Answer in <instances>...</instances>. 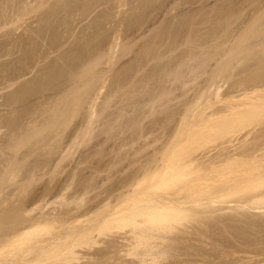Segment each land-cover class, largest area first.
Returning a JSON list of instances; mask_svg holds the SVG:
<instances>
[{
	"label": "rangeland",
	"instance_id": "rangeland-1",
	"mask_svg": "<svg viewBox=\"0 0 264 264\" xmlns=\"http://www.w3.org/2000/svg\"><path fill=\"white\" fill-rule=\"evenodd\" d=\"M263 57L264 0H0V259L96 224L34 264H264ZM179 194L134 245L102 219Z\"/></svg>",
	"mask_w": 264,
	"mask_h": 264
},
{
	"label": "bare ground",
	"instance_id": "bare-ground-1",
	"mask_svg": "<svg viewBox=\"0 0 264 264\" xmlns=\"http://www.w3.org/2000/svg\"><path fill=\"white\" fill-rule=\"evenodd\" d=\"M224 11V10H223ZM230 11V10H229ZM221 14V13H220ZM227 15V14H226ZM233 15V14H232ZM225 16V15H224ZM215 17V16H214ZM227 17V16H226ZM229 18V17H228ZM225 19V18H224ZM224 19L222 20V21H224ZM228 20V19H227ZM213 22V21H212ZM225 22V21H224ZM215 25V24H214ZM219 25V24H218ZM252 28V27H251ZM246 33V32H245ZM212 36H213V34H211ZM244 35V34H243ZM242 35V36H243ZM240 40V39H239ZM214 41V40H213ZM216 41V40H215ZM238 43V42H237ZM243 43V42H242ZM215 45V44H214ZM220 45V44H219ZM219 45H217V46H219ZM236 46V45H235ZM237 47V46H236ZM239 47H240V45H239ZM215 48V47H214ZM236 49V48H235ZM236 51V50H235ZM217 52V51H216ZM221 53V52H220ZM207 54V53H206ZM205 54V51H204V55H206ZM234 54H237V53H234ZM201 55V54H200ZM215 55V54H214ZM217 56V55H216ZM207 58H208V56H207ZM211 58V57H210ZM207 63V62H206ZM205 63V64H206ZM262 63H264V57H263V62ZM204 64V63H203ZM224 64V63H223ZM192 65V64H191ZM224 65H226V64H224ZM204 66V65H203ZM12 67V66H11ZM164 67V66H163ZM162 67V68H163ZM201 67H202V65H201ZM222 68H223V66H222ZM198 69H200V68H198ZM18 70V69H17ZM179 70V69H178ZM177 70V71H178ZM165 71V70H164ZM173 71V70H172ZM176 71V70H175ZM9 72V71H8ZM13 72V71H12ZM170 72V71H169ZM220 72V71H219ZM25 73V72H24ZM177 73V72H176ZM216 73V72H215ZM164 74V73H163ZM173 74V73H172ZM149 75V74H148ZM167 75H169V74H167ZM182 75V74H181ZM215 75V74H214ZM212 76V75H211ZM20 77V76H19ZM175 77V76H174ZM177 77V76H176ZM52 78V77H51ZM157 78V77H156ZM8 79V78H7ZM13 79V78H12ZM153 79V78H152ZM164 79V78H163ZM181 79V78H180ZM156 81V80H155ZM154 81V82H155ZM183 81V80H182ZM211 83H213V81L211 82ZM215 83H216V81H215ZM157 87V86H156ZM160 87V86H159ZM167 87V86H166ZM258 88H260V87H258ZM166 89V88H165ZM255 89H256V87H255ZM254 89V90H255ZM24 90V89H23ZM170 90V89H169ZM260 90V89H259ZM204 91V90H203ZM165 92H167V91H165ZM12 93V92H11ZM13 93H15V92H13ZM12 93V94H13ZM154 94V93H153ZM152 94V95H153ZM200 94V93H199ZM202 94V93H201ZM22 95H23V93H22ZM167 95V94H166ZM262 96V95H261ZM14 97H15V95H14ZM14 97H13V101H14ZM23 97V96H22ZM260 97V96H259ZM258 97V98H259ZM8 98V97H7ZM200 98V97H199ZM261 99L263 98V97H260ZM10 99V98H9ZM96 99H98V98H96ZM257 99V98H256ZM264 99V98H263ZM8 100V99H7ZM28 100V99H27ZM154 100V99H153ZM24 101V100H23ZM142 101V100H141ZM156 101V100H155ZM194 102V101H193ZM15 103V102H14ZM195 103V102H194ZM193 103V104H194ZM254 105V104H253ZM95 106V105H94ZM189 107H190V105H189ZM235 107V106H234ZM15 108V107H14ZM96 109V108H95ZM233 109V108H232ZM22 110V109H21ZM235 110V109H234ZM91 111V110H90ZM93 111V110H92ZM22 112V111H21ZM14 114V113H13ZM22 114H23V112H22ZM16 115V114H15ZM24 117V116H23ZM7 118V117H6ZM15 118H17V117H15ZM2 120V119H1ZM10 120V119H9ZM6 121V120H5ZM8 121V120H7ZM7 121L5 122V123H7ZM14 121V120H13ZM9 122V121H8ZM17 122L18 121H16L15 123L17 124ZM2 123V122H1ZM8 124H10V123H8ZM7 124V125H8ZM6 125V126H7ZM38 128H39V126H38ZM22 130V129H21ZM20 131V130H19ZM0 132H2V131H0ZM24 134V133H23ZM11 136V135H10ZM20 137V136H19ZM17 140H19V139H17ZM8 145V144H7ZM182 158V157H181ZM179 159V158H178ZM191 165V164H190ZM190 165H188V166H190ZM151 167V166H150ZM164 167V166H163ZM171 167V166H170ZM174 167V166H173ZM186 167H187V165H186ZM178 168V167H177ZM176 169V168H175ZM215 169H216V167H215ZM221 169V168H220ZM97 170V169H96ZM182 170V169H181ZM142 172V171H141ZM198 178V177H197ZM194 179V178H193ZM192 181V180H191ZM197 183V182H196ZM200 184V183H199ZM207 184V183H206ZM61 185V184H60ZM195 186V184H191V187H189L190 188V191L191 192H193V191H195L196 189H197V187H196V189L194 190V188H192V187H194ZM70 187V186H69ZM64 188V187H63ZM189 188H188V190H189ZM192 188V189H191ZM200 188V187H199ZM198 188V189H199ZM26 189V188H25ZM68 190V189H67ZM24 191V190H23ZM197 191H199V190H197ZM48 192V191H47ZM188 191H186V193H187ZM190 192V193H191ZM62 194L64 193V190H63V192H61ZM193 193H196V191L195 192H193ZM192 193V194H193ZM198 193V192H197ZM260 193H262V192H260ZM178 194V193H177ZM176 194V195H177ZM188 195H189V193H187ZM65 195V194H64ZM131 195V194H130ZM69 196V195H68ZM164 196V195H163ZM259 196V195H258ZM257 195L255 196V197H258ZM160 196H158V198H152V197H146L145 198V201L144 202H146V201H148V203H149V201L151 202L150 204H149V206H147L148 208L145 210V208H143L142 206H143V204H142V206H140L139 204V208H138V206H137V208L136 207H134V206H131L132 204H125V202L127 203V201H129V199L130 198H128V199H123L122 198V200L121 201H115V202H117V203H113L114 204V207H113V209L111 210V212L110 213H108V214H106L105 215V217L104 218H102V219H104V221H106L107 219H109V218H111V217H116L117 219L118 218H124V216L125 217H134L135 219H134V224H135V226H134V228L133 229H130V231L129 232H127V233H125V234H122L121 233V235H120V237H121V239H119V242H120V244H122V245H128V244H130V245H134V241H137V240H140V241H142V238L146 235H148L147 234V232L149 233V231H148V229L150 230V228H152L153 226H155L154 227V229L153 230H156V229H158V228H161L162 227V225H160L161 224V222H157V219L158 218H160L161 217V215H162V219L163 218H165L166 216H168V214H169V212L170 211H172L171 213H173V212H176V213H178V211H180V212H184L185 210H187L188 208H189V206H188V204H187V198H189V196H187L186 194L185 195H181V194H179V196H171V197H169V196H166V197H161V198H159ZM260 197H263V196H260ZM126 198H127V196H126ZM120 199H121V197H120ZM144 199V198H143ZM142 199V200H143ZM260 199V198H259ZM133 200V199H132ZM141 199H140V201H142ZM255 200H257V199H255ZM52 201V200H51ZM135 201V200H134ZM134 201H132V202H134ZM139 201V200H138ZM248 201V200H247ZM254 201V200H253ZM135 204V203H134ZM133 204V205H134ZM144 206H145V204H144ZM90 210V208L88 209V211ZM87 211V212H88ZM110 211V210H109ZM186 212V211H185ZM45 215H47V214H45ZM139 215H141V217L143 216V218H144V216H145V218L144 219H137L136 218V216H139ZM10 217V216H9ZM42 217V216H41ZM39 217L40 219H42V218H44L45 219V216L44 217ZM38 218V217H37ZM33 219L34 221H35V223L36 224H33L32 223V225H30V226H27L26 225V227L24 226V228L21 230L20 229V231L18 232V233H16L15 234V236L16 235H20V237H21V235L23 236L24 234H29L30 232L32 233V231H34L35 229L36 230H38L39 228H41L42 226H43V222L45 221V220H47V219H45V220H43V222H42V220H39V218L38 219ZM116 218H114V219H116ZM131 218V219H132ZM157 218V219H156ZM22 219V218H21ZM112 219V218H111ZM38 220V221H37ZM160 220V219H159ZM8 221V220H7ZM12 221V220H11ZM40 221V222H39ZM133 221V220H132ZM42 222V223H41ZM107 222H108V220H107ZM106 222V223H107ZM115 222V221H114ZM22 223V222H21ZM10 224V223H9ZM46 224V223H45ZM99 224H100V222H99ZM103 224V223H102ZM101 224V225H102ZM100 225V226H101ZM165 225V224H164ZM83 226V225H82ZM97 226H99V225H97ZM99 226V227H100ZM11 227V226H10ZM13 227V226H12ZM95 227H96V224H95ZM95 227H93V225L92 226H83V227H79V228H77V229H71V231H68V233L67 234H64V232L63 233H60L59 235H56L55 237H52V238H50V239H44V240H39V242L41 243V245H42V247L39 245H37L38 246V250H40L38 253H41L40 255L38 254V257H35L34 255L31 257V258H29V257H27V256H22V257H17L16 255H15V257H14V255H12L13 257H11V256H9V258L7 257V258H1L0 259V264H34L35 262H38L39 260H42V253H44L45 254V252H47V251H50V250H52V251H54L55 249H57V248H61V253H63V254H61V255H66V253L68 252V254L70 255H74L75 257H77V259H80V260H82V255L84 256V258L83 259H86L85 258V253L83 252V254L81 255V253L82 252H80L79 250L80 249H78V248H76L78 245L80 246V244L77 242V239L80 237V236H82V237H86V236H88V240H89V238L91 237V238H94L93 240L95 241L96 239L98 240V238H99V240H100V237H96V236H98L97 234H98V232L100 233V230H99V228H97V231L95 232ZM165 227V226H164ZM164 227H162V228H164ZM168 226H166V228H167ZM174 227V226H173ZM38 228V229H37ZM95 228V229H94ZM170 228V227H169ZM10 229V228H9ZM172 229V228H171ZM156 233V232H155ZM161 234V233H160ZM4 235V234H3ZM73 235V236H72ZM144 235V236H143ZM154 235V234H153ZM157 235V234H156ZM155 235V236H156ZM162 235V234H161ZM8 236V238H10L11 236H9V235H7ZM15 236H14V238H15ZM73 237L72 238V240H71V242L67 239V238H70V237ZM141 236H143V237H141ZM145 236V237H146ZM160 235H158V237H159ZM165 236V235H164ZM163 236V237H164ZM5 237V236H4ZM141 239H140V238ZM65 238V239H64ZM76 240H75V239ZM119 238V237H118ZM160 238V237H159ZM165 238V237H164ZM6 239V238H5ZM4 239V240H5ZM150 239V238H149ZM64 240H68V241H64ZM75 240V241H74ZM96 240V241H97ZM98 240V241H99ZM144 240V239H143ZM152 240V239H151ZM160 240V239H159ZM95 241V242H96ZM149 241V240H148ZM158 241V240H157ZM162 241V240H161ZM164 241V240H163ZM13 242V241H12ZM12 242H10V243H12ZM90 242V241H89ZM93 242V241H92ZM94 242V243H95ZM117 242H118V240H117ZM118 242V243H119ZM67 243H69V244H67ZM85 243V242H84ZM91 243V242H90ZM101 243V242H100ZM99 243V244H100ZM144 243V242H143ZM150 244H151V242H149ZM14 244V243H13ZM137 244V243H136ZM138 244H140V243H138ZM148 244V243H147ZM149 244V245H150ZM157 244H161V243H158L157 242ZM156 244V245H157ZM5 245H7V243H5ZM8 245H9V243H8ZM155 245V244H154ZM85 246V245H84ZM145 246V245H144ZM147 246V245H146ZM153 247V246H152ZM151 248V247H150ZM158 248H159V246H158ZM34 249V248H33ZM149 249V248H148ZM37 250V251H38ZM147 250V249H146ZM150 250H152V249H150ZM141 251H142V249H141ZM154 251H155V249H154ZM158 251H160V250H158ZM36 252V251H35ZM34 252V253H35ZM100 252V251H99ZM147 252V251H146ZM152 252H153V250H152ZM161 252V251H160ZM14 253V252H13ZM140 253V252H139ZM149 253V252H148ZM16 254V253H15ZM36 254H37V252H36ZM59 254V253H58ZM141 254H143L142 252H141ZM153 254V253H152ZM157 254V253H156ZM81 255V256H80ZM103 255H105V254H103ZM147 255V254H146ZM150 255V254H149ZM37 256V255H36ZM41 256V257H40ZM59 256V255H58ZM73 256V257H74ZM93 256V255H92ZM143 257H144V255H142ZM148 256V255H147ZM155 256H157V255H155ZM11 257V258H10ZM101 257V256H100ZM104 257V256H103ZM140 257V256H139ZM142 258V257H141ZM148 257H144V258H142V260L140 259V262H141V264H144V263H147V261L145 260V259H147ZM154 258V257H153ZM94 259V258H93ZM96 259V258H95ZM99 259V258H98ZM105 259V258H104ZM150 259V258H149ZM155 259V258H154ZM44 260V259H43ZM101 260V259H100ZM116 260V259H115ZM114 259H110V258H108L107 257V260L106 261H102V263H99V264H121V263H119L118 261H115ZM123 260V259H122ZM86 261H87V259H86ZM120 261V260H119ZM124 261V260H123ZM146 261V262H145ZM149 261V260H148ZM155 261V260H154ZM81 262V261H80ZM121 262V261H120ZM132 262V261H131ZM130 262V263H131ZM153 262V261H152ZM97 263V262H96ZM95 263V264H96ZM125 263H127V262H125ZM129 263V262H128ZM137 263V262H136ZM155 263V262H154ZM154 263H152V264H154ZM80 264H82V263H80ZM124 264V263H123ZM133 264V263H132ZM139 264V263H138ZM148 264V263H147Z\"/></svg>",
	"mask_w": 264,
	"mask_h": 264
}]
</instances>
